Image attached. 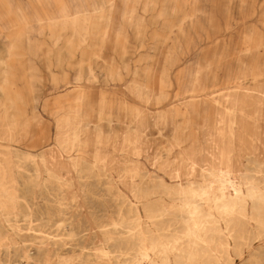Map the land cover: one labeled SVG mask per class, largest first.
Returning a JSON list of instances; mask_svg holds the SVG:
<instances>
[{"label":"rangeland","instance_id":"374dc122","mask_svg":"<svg viewBox=\"0 0 264 264\" xmlns=\"http://www.w3.org/2000/svg\"><path fill=\"white\" fill-rule=\"evenodd\" d=\"M247 89L264 91V0H0L2 237L17 242L11 248L52 238L49 264H122L134 254L126 250L137 242L133 233L147 231L148 211L166 215L161 227L168 228V241L176 233L178 243L187 241L179 200L166 196L167 211H159L162 188L151 178L130 172L128 185L139 189L133 193L101 160L125 159L116 145L138 133L143 173L186 184L200 180L187 176L191 150L198 158L202 149L210 155L216 135L233 132L243 134L253 152L236 147L235 169L250 165L263 149L264 120L252 117L255 136L225 119L228 92L244 101ZM61 159L76 165L64 168ZM123 197L138 206L142 223ZM143 204L152 209L144 211ZM52 225L85 232L52 237ZM150 229L149 240L165 245ZM116 241L124 254L112 250ZM257 245L235 264H264V237ZM4 251L0 246V264H9ZM147 254L163 264L159 249ZM170 262L177 263L172 253Z\"/></svg>","mask_w":264,"mask_h":264},{"label":"bare ground","instance_id":"6f19581e","mask_svg":"<svg viewBox=\"0 0 264 264\" xmlns=\"http://www.w3.org/2000/svg\"><path fill=\"white\" fill-rule=\"evenodd\" d=\"M253 91L256 92V90H248L244 92L243 95L247 97V100L244 101L242 99H238V97L234 95L236 93L235 91L228 92L229 94H227L226 102L228 104V107L225 108V112L227 113L228 118H226L225 116V119L231 121L232 123L238 124L241 128H245L250 133L257 136L260 132L257 131V129L254 128V126L251 124V119L253 116H258L260 119L264 120V91H258V94L253 93ZM246 111L249 113V116L246 115ZM225 119L221 118L220 120L224 122ZM57 128L58 133L62 135L65 130L61 121L58 123ZM222 136H226L223 144L221 143ZM246 144L247 142L243 134L237 135L233 132L226 134H224V132L218 133L216 135V151L214 153L206 155L203 149L201 151L198 150V153L199 151L201 152V155L198 158L195 152V148H193L191 150L192 153L189 159H187L189 164L187 168V176L199 174L200 180H188L186 184H170L160 173H143L144 165L142 160H139L138 158L142 155L144 148L138 133H133L124 140H120L116 145L115 150L118 153H123L125 159H122L118 154H112L110 157L105 156V158H103L101 161H105L108 168L109 166H111V168L117 172L118 182L130 188L133 193L138 192L139 189L138 183H133L135 187H131V185H128L127 179L130 178V172H135L143 176L146 175L151 178V182L154 187L162 188L160 190V194H163L161 200L163 206L158 209L159 211H167V206L169 205V203L165 199L166 196L168 199L179 200V209L182 214L181 217L182 219H184L183 222L187 224L186 227L183 226L182 230L184 234L189 237L187 241L178 243V241L176 240V236H178V233H176L174 240L168 241V228L161 227L167 219L165 217L166 215L149 214L147 210L152 209V206L143 204L144 211H147V231H145L144 228H138V230L133 233L136 237L135 239H137V242H130V245L127 244L128 247H126V250H133L134 254L132 255L131 259H128L127 262L123 261L122 264H156V261L152 260L151 256H148L147 254L148 251L150 252L155 249L160 250V258L163 264H171L170 253H172L176 258V264H193V262H195V264H235L237 262L236 259L243 258V253H246V251H256L258 249V241H261V239L264 237V137L262 141L263 149L259 153L260 157H254L250 165H247L245 167L241 166L239 170H236L234 167L233 159V152L234 150H236V147L237 149L239 148L241 150L246 149L247 153H253L251 150L252 147H250L251 145L246 147ZM79 146L84 148L86 147L83 142ZM56 153L58 155H62V153L60 152L58 153L56 151ZM130 160L132 161V163H130L128 167V172L123 173L121 171L122 166ZM60 162L62 167L64 168H69L70 165H76L70 162L67 163L62 159ZM236 175L239 176L237 177ZM139 199L140 198L138 197L137 200ZM35 202L36 197H33L32 203L34 204ZM124 202L128 204L129 210L135 214L134 219H136L138 224L142 223L144 220L140 214L138 206L123 197V203ZM157 217H161L164 220L157 221L155 219ZM254 221L256 225L253 224ZM151 227H154L156 229L159 238L165 239V245H163L160 241L159 243L158 240H156L158 239V237L156 239L152 238L149 240L150 237L148 236V234H150V232H154L152 231L154 229H150ZM67 231L70 232V236L72 237L81 235L85 232L84 230H80L79 233L77 232L75 234L66 225L62 227H55L54 225H52L49 229V234L53 237L59 236L60 233H65ZM95 236L96 235H94V238ZM1 237L2 231L0 230V246L5 247L4 252H6L7 254L6 257L9 264L15 263L16 261H18V259L21 264H49L50 259L46 256V254L48 253L47 245L48 240H53L52 238H48L46 239V241L43 239H37L35 241L34 247L32 245H27L25 244L26 242H24V244L26 245L25 247H23V244L22 247L11 248V246L17 244V242H13V240L11 241L12 243H8L6 240H4V236L2 238ZM118 238L121 239L122 237ZM81 240L83 241L81 242V245H83V249H87L90 244H86L84 242L86 240H84L83 238ZM148 241L150 245H148ZM58 244L59 243L57 242V245ZM124 247V244H118L117 242L113 243L111 248L115 252H117V250H121V252L123 251L124 254ZM23 248H26L27 251L21 252L20 249ZM12 249H14V252H12ZM143 256L149 257V261L147 263L142 260Z\"/></svg>","mask_w":264,"mask_h":264}]
</instances>
